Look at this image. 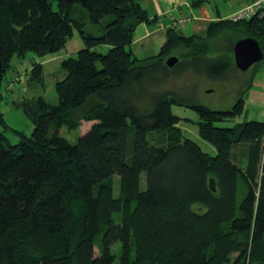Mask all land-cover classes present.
<instances>
[{
  "label": "trees",
  "instance_id": "trees-1",
  "mask_svg": "<svg viewBox=\"0 0 264 264\" xmlns=\"http://www.w3.org/2000/svg\"><path fill=\"white\" fill-rule=\"evenodd\" d=\"M159 18L142 0H0V87L14 57L57 53L74 29L85 44L61 62L58 103L14 102L34 125L30 135L0 111V264H264V121L219 127L244 112L243 96L214 110L155 88L171 68L211 78L238 69L234 52L212 56L215 45L252 37L264 49V18H221L204 35L164 28L160 51L137 57V26ZM27 72L46 88L42 62ZM174 104L198 112L199 135L216 155L184 136ZM84 121L94 124L75 143L60 135Z\"/></svg>",
  "mask_w": 264,
  "mask_h": 264
},
{
  "label": "rangeland",
  "instance_id": "rangeland-1",
  "mask_svg": "<svg viewBox=\"0 0 264 264\" xmlns=\"http://www.w3.org/2000/svg\"><path fill=\"white\" fill-rule=\"evenodd\" d=\"M207 2L211 8H214V10H217L218 7L221 11H228L230 8V2L227 0H207ZM226 14L229 15L230 13H223L224 16H226ZM88 29L98 33L95 30V27L89 26ZM182 32L185 34H191V32L186 29H182ZM237 41V38L232 36L230 38L226 37L224 40L217 42L214 47L215 51L212 52V56H219L222 53L220 51H224V49L232 53ZM163 42H156L152 50H144L143 48L139 50L138 45L131 46L130 48L135 52L137 57L146 58L157 54L160 51ZM84 46L85 44L80 32L77 29H74V34L68 41L66 47L57 53L40 57L30 52L25 59L14 57V67L6 72L0 87V111L4 114V117L11 128L22 130L28 135L32 133L34 129L33 123L27 118L21 109H18L14 105V102L20 101L23 98H35L43 95L50 103H58L59 98L55 89V82L65 76V73L61 70V62L68 57L76 56L79 50L84 48ZM95 49L106 53L108 52L109 47L101 45L97 46ZM176 56L178 55L176 54ZM35 61L44 64L46 79L45 89H43L41 85L30 81L29 75L26 74L27 70L32 67V64ZM261 68L262 72L257 75L256 81L259 82L260 80L261 83H264V64ZM255 69V65L247 71H241L234 68L222 78H211L205 73H201L192 67H176L171 68V73L168 78L162 81L157 87L155 86V88L165 91H173L174 94L186 101H193L214 110H227L234 106L240 96L247 99L250 91H244L246 87H248L252 76L256 74ZM20 75L24 78L20 79ZM260 88V91L264 94V86L260 85ZM172 110L174 114L182 118L179 127L183 130L184 136L196 141L205 152L216 155V148L199 135V128L196 124L200 119L198 112L191 107L177 104L173 105ZM246 120L264 121V101L259 100L255 102H247L244 112L241 115H238L231 120L218 122L217 126L232 127ZM93 124L94 122L84 121L79 129L73 131H69L66 127H63L60 129V135L75 143L80 136L90 130ZM2 130L5 129L0 123V131ZM6 134L12 143L19 142V136L12 129H8ZM142 187H145V179H143ZM115 194H119L118 177H116ZM114 219L116 222H120V214L115 213ZM119 246V243L116 244L114 250L119 249Z\"/></svg>",
  "mask_w": 264,
  "mask_h": 264
},
{
  "label": "crops",
  "instance_id": "crops-1",
  "mask_svg": "<svg viewBox=\"0 0 264 264\" xmlns=\"http://www.w3.org/2000/svg\"><path fill=\"white\" fill-rule=\"evenodd\" d=\"M195 1L196 0H142V5L147 9L150 18H159L160 16H163L167 22L172 17L192 14V20L188 21L179 29L181 32L182 29L190 31L191 34H185L182 32V34L190 36L193 34L204 35L210 22L221 18L230 19L235 12L248 4L250 0H227L230 2V8L228 11H221L218 7L217 10H214V8L210 7L207 0L200 3ZM193 2H195V4H193ZM223 13L230 14L224 16ZM158 41H160V43L166 41V30L158 29L155 24L141 23L135 30L132 46L138 45L139 50L142 48L144 50H152L155 43ZM261 72L262 68L259 69L258 74ZM23 78V76L20 77V79ZM256 78L249 90L250 92L247 99H245V105L247 102H255L259 100L264 101V94L260 91V85L264 86V83H261L259 78V82L256 81Z\"/></svg>",
  "mask_w": 264,
  "mask_h": 264
},
{
  "label": "water",
  "instance_id": "water-1",
  "mask_svg": "<svg viewBox=\"0 0 264 264\" xmlns=\"http://www.w3.org/2000/svg\"><path fill=\"white\" fill-rule=\"evenodd\" d=\"M234 60L236 66L241 71H247L256 63L261 62L264 59V49L260 46V43L252 37L239 39L234 45ZM180 58L176 55L169 57L166 61L167 66L173 67L179 62ZM2 69V63L0 60V71ZM2 79V77H1ZM211 180V184H213ZM216 190L215 187H213Z\"/></svg>",
  "mask_w": 264,
  "mask_h": 264
},
{
  "label": "built area",
  "instance_id": "built-area-1",
  "mask_svg": "<svg viewBox=\"0 0 264 264\" xmlns=\"http://www.w3.org/2000/svg\"><path fill=\"white\" fill-rule=\"evenodd\" d=\"M258 16L264 18V0H250L249 3L235 12L230 19L233 21L249 20ZM192 14L172 17L168 22L163 16L157 21V28H180L188 21L192 20Z\"/></svg>",
  "mask_w": 264,
  "mask_h": 264
}]
</instances>
